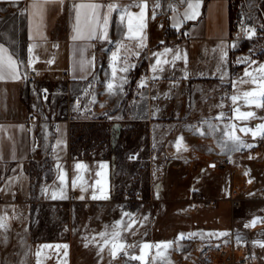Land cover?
<instances>
[{"label": "crops", "instance_id": "1", "mask_svg": "<svg viewBox=\"0 0 264 264\" xmlns=\"http://www.w3.org/2000/svg\"><path fill=\"white\" fill-rule=\"evenodd\" d=\"M32 2L0 0V44L24 64L21 78L0 79V217L6 225L0 229V264H142L130 256L140 254L138 246L151 232L160 201H188L190 194L199 192L206 198L220 199L227 217L230 210L225 202L234 187L240 190L243 206L250 209L248 214L237 216L233 225L229 220L225 231L233 226L254 264H264V247L260 246L264 243V177L253 159L261 134L257 132L254 138L251 132L240 131L243 127L255 130L264 123V114L262 107L246 104L243 99L233 104L230 99L256 87L244 72L264 64V40L234 28L240 22L264 29V0H199L198 15L190 20L184 19L187 5L180 0H147L146 47L142 50L125 39L126 20L121 24L118 11L111 13L106 40L73 41L72 5L81 0L47 4L41 37L30 26ZM95 2L107 11L110 3L123 8L139 0ZM129 11L139 13L140 9ZM118 44L124 45L121 55L129 56L132 67L127 73L117 72V82L125 76L127 83L122 91L109 94L110 57ZM30 45H35L32 67L37 70V91H32L24 78ZM165 48L172 50L165 59L171 61L177 51L182 58L154 73L153 53ZM222 50L227 53L223 61ZM135 51H139L138 56L131 55ZM49 60L53 62L49 64ZM82 60L87 62L84 71L80 70ZM233 82H237L235 87ZM40 88L49 91L44 101L38 97ZM34 105L39 108L38 121L27 126L28 112ZM236 108L255 116L238 120ZM221 114L223 118L216 119ZM90 123L102 124L109 132L108 140L92 138L89 146L76 141L80 137L76 126ZM209 123L217 130L210 129ZM229 124L235 125L236 135L245 144L253 146L234 151L229 142L224 147L223 133ZM178 138H183L179 150ZM72 140L76 151L71 148ZM209 140L215 148L209 146ZM204 156L217 159L206 162ZM244 158L258 165V178L244 168ZM223 161L226 166L220 168ZM78 163L86 168L77 169ZM126 165L132 166L131 184H126ZM143 175L149 179L143 186L148 197L128 196L126 189H132L134 183L139 194ZM169 191L171 195L158 194ZM102 192L107 199L92 198ZM254 219L258 221L254 226H245ZM133 220L130 230L121 229L123 241L137 245L127 250L129 255L120 253L114 259L109 246L100 250V232L111 231L116 221H123L126 227ZM65 225L70 227L67 233L63 232ZM197 236L186 242L169 240L174 243L163 260H153L155 249L143 264H197L195 250L213 243L203 246L194 241Z\"/></svg>", "mask_w": 264, "mask_h": 264}, {"label": "snow or ice", "instance_id": "2", "mask_svg": "<svg viewBox=\"0 0 264 264\" xmlns=\"http://www.w3.org/2000/svg\"><path fill=\"white\" fill-rule=\"evenodd\" d=\"M15 2V0H13ZM57 0H33L32 4L30 5L31 13H30V26L33 31L37 35H40L42 37V20L43 15L45 12V6L49 3H55ZM59 3L63 4L64 0H58ZM181 3H186L187 8L184 12V19H195L198 15V9L200 7L199 0H180ZM159 6V5H157ZM105 6L96 3L95 0H81L80 3H73L72 10L74 12V25H73V35L72 40L73 41H81V40H93V39H101L106 40L107 39V28L109 25V20L111 13L113 11L120 12V21L121 24L125 23L126 20V33H125V39L129 41L135 42V48L142 50L144 47H146V44L144 41L146 40V37L143 35V29L145 27V10L148 7L147 0H139L138 3H131L128 6H125L121 8L116 3H110L108 4L107 11H102V8ZM132 7H139L140 11L139 13H133L129 11ZM178 27V25H176ZM249 35L254 34V30H246ZM35 45H30L28 52H29V60L27 62V67L31 68L32 64L34 63L35 57L32 55L34 51ZM124 48L123 44H118L116 51H113L110 57V68L112 69V76L111 79H109L106 83V90L109 94H115L119 91H122L123 85L127 83V79L125 76H120L118 78L117 82V72H123L127 73L132 67L131 64H129V56L127 54L121 55V49ZM127 52V50H125ZM170 52H172L171 49L165 48L163 52L160 53H153V55L156 57L155 64L152 67V71L155 73L157 71L162 72L164 70L163 65L172 63L174 64L176 60L181 59V54L179 51H177L173 56L172 60L169 61L168 59H165ZM131 55H139V51H135L131 53ZM227 56V53L222 50L221 52V60L223 61ZM186 62V54L183 57ZM53 61L49 60L48 63L51 64ZM87 62L81 61L80 62V70H85V65ZM248 63H254L248 62ZM117 64H123L124 66L117 67ZM24 67L23 62L19 61L15 54L10 52L4 45L0 44V79L11 78V79H19L21 78V68ZM245 77H249L251 83L256 85V87L251 91H244L240 93L239 95H232L230 99L232 100L233 104H236V102L240 99H243L246 104H255L257 107H264V64H261L258 66L257 69L253 71H249L248 69L244 72ZM26 79V75L24 76ZM223 79V76L221 77ZM153 79H158L157 76H153ZM242 82H249V81H242ZM237 82H233V86L235 87ZM141 87L144 86V83L141 82ZM259 101V102H258ZM94 102V101H93ZM235 112V118L238 120H248L250 118H253L255 114L253 112H241L239 108L234 109ZM223 114L218 116L216 119H222ZM206 123H208L206 121ZM209 128L213 131L217 130L214 128V126L209 123ZM199 132V129H197ZM240 131L243 133L251 132L253 137L255 138L257 132H259L262 136H264V123L258 125L255 130L250 129L248 127L240 128ZM199 134L204 135L203 132H199ZM223 135L226 137V140L224 142V147L229 146V142L231 143L230 150L239 151L242 147H252L251 144H245L243 140L235 133V125L229 124L227 128L224 130ZM182 139H177V149L179 150L182 146ZM60 143L59 141L57 142ZM186 151L187 149L184 148ZM75 167L77 169H85L86 166L83 164H76ZM101 167H105L104 165H101ZM97 176H100L101 173L97 172ZM65 179V176L63 172L61 173L60 180L63 183ZM78 179H82V177H78ZM97 184H100L101 181L97 180ZM73 186H75V180L73 181ZM53 199H56V194L53 193ZM93 199H107V195H104L102 192V195L97 197L96 195L92 196ZM83 199V197H81ZM129 215V214H125ZM147 219V218H145ZM258 221L253 220L251 225H245L246 227L254 226ZM135 221H130L127 226L125 227L123 224V221H116L111 226V231H108L107 229L103 232H100L98 235L100 239L102 240V244L100 246V250L103 251L105 246H109L110 254L115 259L118 254L123 253L125 255H129L128 249L129 248H136L137 245H128L126 244L121 235V229L123 231L130 230ZM6 225L4 223V218L0 217V229L5 228ZM202 235L200 233H190L187 236L184 234H179L177 237V241L191 238L193 236ZM208 235H215L212 233H209ZM218 235L224 236L227 235V233H219ZM87 239V238H86ZM95 240V238H93ZM237 241L239 242V237H237ZM174 242L167 241V242H157L156 244H149V243H142L138 247L140 249V254L132 255L130 256V259L133 260H140L141 262L145 261L146 256L149 254L151 249H156V256L153 257V260L156 258H161L163 260L165 258L166 251L172 247ZM260 243V242H255ZM87 247L88 245L85 244ZM261 247H264V243H260ZM43 247H50V246H43ZM60 247V246H57ZM64 248H67V245L63 246ZM147 250V251H146ZM67 253H65L66 255ZM40 253L37 252V256L39 257Z\"/></svg>", "mask_w": 264, "mask_h": 264}, {"label": "built area", "instance_id": "3", "mask_svg": "<svg viewBox=\"0 0 264 264\" xmlns=\"http://www.w3.org/2000/svg\"><path fill=\"white\" fill-rule=\"evenodd\" d=\"M234 28L237 31H241L244 35H249L246 30H254V34L251 35L256 40H264V29L262 26H257L250 28L243 25L240 22L234 24ZM26 84L32 89V91H37L36 88V77L37 70L34 67L27 68L25 71ZM40 101H44L49 96V91L46 88H40L38 90ZM36 103L38 102L35 100ZM262 112L264 114V107H262ZM38 106L34 105L28 112L26 119V125H32L38 121ZM253 159H255L261 166V174L264 177V136L260 135L257 139L255 146L253 148ZM226 162H220L219 167L224 168ZM264 195V190L262 191ZM193 202L203 203L209 209H215L218 206V200L211 198H203L200 193H195L193 197ZM231 213L237 212L242 207V198L239 188H231L229 195L226 199ZM233 225V224H232ZM70 227L65 225L63 227V232L67 233ZM239 237V242L237 241ZM240 233L231 226L230 231L227 235L216 241L215 243L206 244L203 248L196 251V263L197 264H254L255 260L248 252L244 244H241Z\"/></svg>", "mask_w": 264, "mask_h": 264}, {"label": "trees", "instance_id": "4", "mask_svg": "<svg viewBox=\"0 0 264 264\" xmlns=\"http://www.w3.org/2000/svg\"><path fill=\"white\" fill-rule=\"evenodd\" d=\"M76 129L80 135L76 141H83L84 145L89 146L90 140L93 138L95 141L108 140V130L103 127L102 124L98 123H90L76 126ZM81 145V144H80ZM71 148L75 150V146L73 144V140L71 141ZM242 153H245L242 151ZM244 168L250 173L251 177L258 178L259 176V167L257 164L253 162V160L249 158H244L242 160ZM145 186H147V182H145ZM136 186L135 183L131 189V192L134 193ZM141 191H148L145 187L140 189ZM139 193V192H138ZM170 194L169 192H163L164 194ZM135 194V193H134ZM171 195V194H170ZM164 199V197L162 198ZM224 205H218L215 210L207 211L205 209H199L194 212H183L181 210H173L169 207V205L160 201L159 203V213L156 214L158 224L156 227L152 229L149 235L145 238L144 243L156 244L157 242H167L171 239H177L179 234H184L187 236L192 233L197 227L204 226L210 227L215 226L216 224L223 223L221 217L223 214ZM167 217V218H166ZM219 219V220H218ZM218 221V222H217ZM221 232V229H219ZM190 238L182 239L180 241L186 242L189 241ZM155 249H151L149 254L146 256L145 261L141 262L142 264L146 262L150 253ZM147 251V250H146Z\"/></svg>", "mask_w": 264, "mask_h": 264}, {"label": "rangeland", "instance_id": "5", "mask_svg": "<svg viewBox=\"0 0 264 264\" xmlns=\"http://www.w3.org/2000/svg\"><path fill=\"white\" fill-rule=\"evenodd\" d=\"M247 80H249V78H247ZM128 132H129V130L128 129H126V134H128ZM128 141L130 142V140L128 139V137H126V142H127V144H128ZM208 144H209V146L210 147H212V148H215L216 147V145H215V143L212 141V140H209V142H208ZM200 156H202V155H200ZM212 156V155H211ZM216 157V156H215ZM202 158H204V160L207 162V161H214V160H216V159H212V158H210L209 156H204V157H202ZM221 160H223V159H220V161ZM131 171H132V166H130V165H126V184L127 183H129V184H131L130 182V176H129V174L131 173ZM149 182V179H148V176H142L141 177V181H140V185H139V187H143L144 186V184H145V182ZM127 187V186H126ZM138 187V188H139ZM128 188V187H127ZM126 191H127V195L128 196H135V195H141L140 197H141V199L142 200H144V199H146L147 197H148V192H146V191H141V190H139L140 192H139V194H136V189H135V194L134 193H132L131 192V189H126ZM196 193H199V192H196ZM158 194H160L161 196L163 195V193L162 192H159ZM201 194V193H200ZM202 195V197L203 198H206L205 196H203V194H201ZM193 197H194V194L192 195V194H190L189 195V199L190 200H188V201H184V200H173V201H169V202H167V204L169 205V207L171 208V209H173V210H181V211H183V212H188L187 210H190V209H192L193 211H191V212H194V211H197V210H199V209H205V210H207V211H212V210H215V209H209V208H207L203 203H200V202H193ZM211 199H216V200H218V205H220L221 204V200L220 199H218V198H211ZM186 202H188L189 203V206H187L186 205ZM225 204H227L226 202H225ZM249 205H247L246 207H244L243 206V204H242V207H241V209L240 210H238L237 212H233V213H231V211H230V216L228 215L227 217L226 216H222L221 217V220H219V221H221V222H223V223H221L222 225L220 226V225H218V226H220L219 228H214V229H212V230H210L209 228H207V227H204V226H200V227H197L195 230H197V232L198 233H200V234H202V235H198L196 238H195V240L194 241H199V242H201V243H203V246L205 245V243L206 242H213V243H215L217 240H219L222 236H220V235H218L219 233H229V232H227V231H225V229H226V225L228 226V224L230 223V221H231V223L233 224V222L235 221V219H236V217L238 216H240L242 213L244 214V213H246V214H248L249 213ZM159 210H160V208H159V205H157V208H156V213H155V215L157 214V213H159ZM188 213H190V212H188ZM158 217V216H157ZM155 218L154 220H153V227L151 228V231H152V229L154 228V227H156L158 224H160L159 222H158V218ZM167 218V217H166ZM230 220V221H229ZM219 229H221V232H220V230ZM209 233H212V234H215V235H208ZM203 248V247H202ZM247 252H248V248H247ZM197 260V258H196V256H195V259H194V261H196ZM196 263V262H195Z\"/></svg>", "mask_w": 264, "mask_h": 264}]
</instances>
